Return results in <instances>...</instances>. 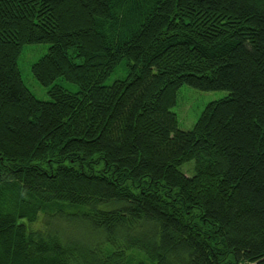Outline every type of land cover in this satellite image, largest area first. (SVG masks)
Wrapping results in <instances>:
<instances>
[{
  "label": "trees",
  "instance_id": "obj_1",
  "mask_svg": "<svg viewBox=\"0 0 264 264\" xmlns=\"http://www.w3.org/2000/svg\"><path fill=\"white\" fill-rule=\"evenodd\" d=\"M0 264H264V0H0Z\"/></svg>",
  "mask_w": 264,
  "mask_h": 264
},
{
  "label": "rangeland",
  "instance_id": "obj_2",
  "mask_svg": "<svg viewBox=\"0 0 264 264\" xmlns=\"http://www.w3.org/2000/svg\"><path fill=\"white\" fill-rule=\"evenodd\" d=\"M48 46L49 44L46 42L24 44L21 47L17 58V63L23 82L35 95V97L41 100H50V97L48 95L49 86L42 85L34 78L31 72V65L40 56L47 52ZM124 63L125 59L122 60V63L117 67L114 72L107 76L104 81L105 84H110L115 79L123 78L125 76L126 69L124 67ZM56 83H60L65 88L71 91H76L78 88L76 84L69 82L64 78L57 79ZM226 95L227 92L225 90L204 91L193 88L192 86L186 84L180 86L176 95V103L171 108V110L177 116L178 127L182 130L191 129L194 123L196 122L197 118L199 117L201 111L207 105V103L222 98ZM51 220L54 224H61V229L59 228V231L63 236L70 232L76 234V237H78L79 240L80 238H86L82 236L86 234H89L93 237V235L89 232L88 228L85 226L78 228L73 223H70L63 219L52 218ZM38 225L39 222L35 224V226Z\"/></svg>",
  "mask_w": 264,
  "mask_h": 264
}]
</instances>
